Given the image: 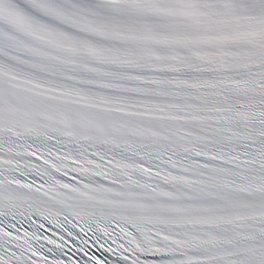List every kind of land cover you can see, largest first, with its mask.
<instances>
[{
  "label": "snow or ice",
  "instance_id": "6c2138e0",
  "mask_svg": "<svg viewBox=\"0 0 264 264\" xmlns=\"http://www.w3.org/2000/svg\"><path fill=\"white\" fill-rule=\"evenodd\" d=\"M0 264H264V0H0Z\"/></svg>",
  "mask_w": 264,
  "mask_h": 264
}]
</instances>
